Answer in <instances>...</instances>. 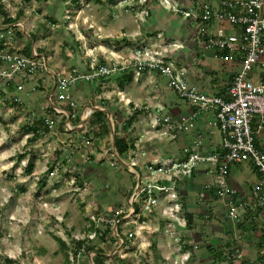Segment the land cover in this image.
Returning <instances> with one entry per match:
<instances>
[{
    "label": "built area",
    "instance_id": "obj_1",
    "mask_svg": "<svg viewBox=\"0 0 264 264\" xmlns=\"http://www.w3.org/2000/svg\"><path fill=\"white\" fill-rule=\"evenodd\" d=\"M1 1L7 7L10 5L9 0ZM177 10L194 22L193 38L198 46L212 50L215 57L238 66L223 93L210 92L190 82L182 65L167 59L166 54L160 51L147 49V45L142 43L136 46L135 54L128 61H106L95 54H88L84 62L86 68L71 66L56 72L54 92L47 96L49 103L42 106L41 115H34L30 101L21 97L20 93L30 96L37 90L38 83L26 89L24 81L33 79L44 68L43 61L34 55H24L22 47L16 45L13 27L19 26V22L0 26V80L3 81L0 86L5 90H13L4 99L22 105L32 113L33 120L43 116L47 130L41 132L38 140L43 136L57 135L60 122L65 130L72 127L70 120L77 117L78 101L73 94L77 83L108 78L128 67L136 72H154L163 76L167 89L174 91L189 106V114L181 117L178 123L173 122L168 114L162 117L153 115L151 130H148L162 135L168 133L171 137L177 132L192 130L190 144L170 155L150 156L142 149L141 155H138L140 164L135 160L136 157L131 156L132 148L128 149V163L135 167L136 172L133 187L128 190V200L123 206L121 203L116 206L114 224L113 216L102 218L97 215L92 218L94 222L101 220L109 224L110 232L106 231V226L103 229L105 237L108 236L109 240L113 237L116 243L122 240L119 228L127 227L124 235L128 239L134 238L138 231L144 229L148 213L160 201L166 199L167 203L180 209L182 205L177 201L178 183L192 180L201 164L206 165L210 180L200 186L197 194L200 201L210 195L219 198L225 206V217L231 221L237 220L248 208L264 210V150L254 142L255 136L264 127V0H219L217 6L203 4L201 7ZM15 78H18L16 82ZM207 112L213 114L210 124L217 127L220 135L214 147L206 146L197 126V119ZM161 126L166 129L160 131ZM127 140L129 143V136ZM85 144L89 147L88 152L96 156L97 147H92L94 145L89 138ZM110 157V166L117 167L120 162L114 154H110ZM244 163H251L259 176L247 192L240 193L229 184L228 177L230 166ZM60 165L56 162L49 175L60 176ZM139 166L145 168V173L139 172ZM135 201H139L138 206ZM90 238L88 236L86 241ZM106 240L104 238L103 241ZM176 241L181 245L179 237H176ZM116 253L119 251L116 250ZM229 258L232 261L237 259V264H242L240 253L235 252Z\"/></svg>",
    "mask_w": 264,
    "mask_h": 264
},
{
    "label": "crops",
    "instance_id": "obj_2",
    "mask_svg": "<svg viewBox=\"0 0 264 264\" xmlns=\"http://www.w3.org/2000/svg\"><path fill=\"white\" fill-rule=\"evenodd\" d=\"M15 1L17 0H11V3L13 4ZM218 1L219 0H179L183 9L201 7L203 4L217 6ZM36 2H38V0H18L20 9H16L17 12L14 14L9 11V6L5 7L11 16L19 17L16 22H19L23 36L15 40L16 45L23 48L26 40H30L31 56L34 55L42 59L44 64L43 70L38 71L33 79H27L24 81L26 89H29L33 84L38 83L37 90L32 92L30 96H25L31 104L34 103L36 105H33L34 107L31 109H35L37 112H41L42 106L45 103H49L47 96L54 92V76L56 72L64 71L71 66H78L81 69L86 68L84 62L87 60L86 58L88 54H95L106 61H128L131 56L128 52V48L134 46L136 43L146 44L147 49L151 51H161V39L158 40L159 37H156L155 39V34L157 35L158 30L162 29L169 33H175L177 31L176 28L170 26V22H168V26L166 25L167 21L163 17L170 10H168V8L162 3H159L152 7L155 14L160 15V18L155 20L157 21V30L153 35H151V31L145 30L146 27L144 24L139 23L137 19L136 21H131L130 24L127 22V27L123 30V25H121L123 24L122 18L127 17L128 15H125V12L119 11L114 17H111V21L114 20L115 24L118 26L112 25L111 23L106 29L108 33L116 32L114 41H112L114 44L109 45V39L107 38L104 43L99 41L98 45L88 44V46L84 45L83 42L81 43L78 38H75L76 42H71L69 40L68 42L66 39L67 42L62 45L65 50L62 51L60 48H57V46H49L48 42L44 43L43 40H48L49 38L42 37L43 34L39 32V28L37 29L35 27L34 29V26L27 25L24 22L30 18L32 12L36 13V10H34ZM49 7L50 5L47 6V8ZM39 9H41V11ZM38 11L42 13V8H38ZM53 11L50 13L53 14ZM38 16L40 17L41 15L39 14ZM99 16L102 17L101 14H99ZM39 17L36 19L38 20ZM33 32L39 34L38 37L35 36ZM30 33L33 35V38L30 36ZM167 40L166 47L170 48L171 45L169 42H173L175 39L168 37ZM179 45L181 46L176 48L177 53L180 55L178 61H180L179 64L186 69L188 80L197 84L204 90L223 93L227 85L230 83L233 74L238 69V66L235 63L225 62L215 57L212 50L198 46L195 43V40L187 42L186 40L181 39ZM158 78H161V76L154 72H136L131 67H128L113 77L110 76L95 81H81L77 83L73 89V94L78 101L77 117L70 120V124L72 123L71 128L66 129L64 132H60L59 130L56 137L50 136V138L54 137V139H56L53 145H62L63 147V150H56V147L53 148L54 151L50 157L52 158L51 161L55 160V163L58 162L61 164L60 167L63 168L67 163L63 160L65 157H69L70 155L75 157V152L79 153V151L82 152L83 150L84 154L79 153V155H83L82 157L85 160L95 161L97 163V159H99L101 162L97 165H102L103 162H108L111 159L110 154H114L116 160L120 163L117 167L113 168L120 170L121 173L122 170L126 169L134 175L133 179H135V167L129 166V157L126 156L122 158L116 151L115 134L120 131V126L123 125V119H116V111L120 110L121 112L122 110H125L130 103H134L136 106L133 105L139 109L137 106L138 102L142 104L147 102V107L157 104L158 108H162V106L167 108V114L171 116L173 122H178L181 117L188 115L190 112V108L185 102L177 103L175 100L169 102L164 100L161 101L162 97L159 96L160 89L159 86H157ZM17 80L18 78H15V82ZM129 80L133 81L134 85L131 86L132 88L130 87V89H125L124 91L123 84L127 83ZM138 80L153 85L155 87L153 93H147L146 89L143 88L145 85H142L143 87H136V82ZM120 81L123 82L120 83ZM108 86L111 87L110 91H113L115 95H117V100L114 95V98L111 97V92L106 91L105 88ZM135 90H137L138 93L139 91L146 92L144 94L145 98L143 99L139 97L138 94L136 95L134 93ZM98 93L101 94L99 95ZM96 98H98V100ZM6 104L9 108L14 110L23 109L28 111L27 109H24L22 105L14 107L12 101L9 99ZM110 104H112L111 107L109 106ZM94 111L103 112L108 124V133L97 137H94L93 133H90L91 125L88 124L89 117ZM208 114L209 113L207 112L197 119V126L204 137L206 146L214 147L215 145L211 139L212 132L208 126L213 114L211 112L209 115ZM118 116L121 117V115ZM32 120L33 118L26 123L28 124ZM115 126L118 128L115 129ZM133 126L134 123L130 125V128H133ZM130 128L129 131H127V134L128 132H131ZM148 131V129L145 130V134ZM29 135H31V133H29ZM139 135L140 133L138 132L133 136L128 135L129 138H132L130 140V142L133 143L131 150H133L132 154L134 158H137H135L136 161L141 160L138 155L139 151L142 149L146 151V155L151 154L150 156L170 155L176 153L183 146L191 143L193 131L188 130L177 132L174 137H171L170 134V139L175 141V147L166 145V147L161 150L156 146L147 143V141ZM148 137L146 138L147 140ZM45 138L46 136H43L41 141L43 142ZM88 138L94 145L92 147H97L96 156H93L92 153L88 152L89 147L85 144ZM254 142L258 148L264 150V127L255 136ZM46 143L49 145V141ZM79 148L81 150H78ZM90 157H93V159ZM75 159L77 158H74V160ZM51 161H48L47 163L49 164ZM94 163H91L90 166H94ZM138 163L140 164L141 162ZM102 168L103 165L101 166V169ZM206 168V165H199L192 176V180H189V183H186L184 187L183 185L178 187L177 201L181 203L182 207L180 209L182 210L175 208L171 203H167V200L164 199L155 205L148 213L146 217V227L138 231L134 238L128 239L125 237L124 231L127 227L119 228L118 233L122 240H117L115 249L118 250L120 254H115V264H124L125 262L130 263L131 258L128 261L126 256H135L136 259L139 260L135 261L134 264H237V259L232 261L229 258V256L235 252L241 254L242 264H264V210L261 208L257 210H251L248 208L241 213L237 220L231 221L225 217V206L223 201L219 198L210 195L204 198L203 201H200L198 197H192L191 194L198 193L200 186L210 180V174ZM229 171L228 182L231 186L237 188L240 193L247 192L259 176V172L251 163L232 165L230 166ZM114 177L115 179L118 178L117 176ZM125 192L127 191H124V193ZM185 208L188 212L184 211ZM182 213H184V215ZM195 214L203 215V223L209 228L208 233H202L201 237L196 236V233L200 232L198 229H192L195 223ZM188 225L190 229L188 228ZM156 232L163 236V244L159 242ZM176 237H179L181 245L177 243ZM109 241L111 240L101 241L99 244V248L103 255L109 256V252L105 249L106 244H109ZM95 254L94 251V255Z\"/></svg>",
    "mask_w": 264,
    "mask_h": 264
},
{
    "label": "rangeland",
    "instance_id": "obj_3",
    "mask_svg": "<svg viewBox=\"0 0 264 264\" xmlns=\"http://www.w3.org/2000/svg\"><path fill=\"white\" fill-rule=\"evenodd\" d=\"M162 1L38 0L34 9L36 13L32 12L30 18L26 20L27 22H24L27 25L34 26V29L35 27L39 28V32L43 34L42 37L49 38L48 40H43L44 43L48 42L49 46H57L62 51L65 50L62 45L68 40L76 42L75 38H78L81 43L83 42L87 46L88 44L98 45L99 41L104 43L107 39H109V45H112L114 44L112 41H114L116 32L108 33L106 30L111 23L116 25L114 20L111 21V17H114L119 11L125 12V15L128 16L122 18L123 24L121 25H123V30L124 28L126 29L128 23L130 24L131 21H136L137 19L139 23L144 24L145 30L151 31V35H153L157 30V21L155 20L160 18V15H156L152 7L163 3ZM166 1L163 5L170 11L163 18L167 21V26L168 22H170V26L176 28L177 31L169 33L162 29L158 30L157 35L155 34V39L156 37H159L158 40L161 39L160 45H162V48L160 47V52H164L167 59L175 60L179 64L180 55L177 53L176 48L181 46L179 45L181 39L187 42L194 40L192 35L194 22L185 17L179 10L176 11L178 8H183L179 0ZM9 2V11L12 14L17 12L16 9H20L18 0L13 4L11 0ZM48 5H50L49 8H47ZM38 8H42V13L38 11ZM51 11H53L52 15L55 18L53 24L48 23V18L45 17V13H50ZM39 14L41 15L40 17L38 16ZM37 17H39L38 20L36 19ZM33 34L37 37L39 35L34 32ZM168 37L175 39L173 42H169L170 48L166 47ZM140 45L142 43H136L128 48V52L131 54L128 60L135 54L134 49L136 46ZM114 75L116 74L111 75V77ZM2 82L0 80V84H3ZM157 83L160 89L159 96L162 97L161 101L169 102L175 100L177 103H183L174 91L167 89L166 79L163 76L158 78ZM132 85H134V82L131 80L123 84L124 91L125 89H130ZM142 85H145V87ZM137 86H142L150 94L155 90L153 85L140 82V80L136 82ZM105 89L107 92H111L110 86ZM0 90L3 93H0V264H95L94 251L89 250L88 247L91 245L99 247L101 243L100 234H98L99 230L101 232L106 226V231L110 232V227L107 222L101 220L94 222L92 218L97 215L102 218L113 216L114 224L115 212L118 209L116 205L118 206L121 202L123 206L125 201L128 200V190L133 187L134 175L126 169L122 170L121 173L120 170L111 167L109 162H103V168L101 169L102 165H97L99 162L96 163L94 161V163L93 161L85 160L82 157L83 155L80 156L79 153L84 154L82 150L79 153L75 152V157L72 155L66 157L67 163L62 168L60 176L56 177L48 174L44 185L41 181H43V176L48 166L47 162L52 159L50 157L54 151L53 148L56 147V150H63V147L62 145H53L56 135L53 138L46 136L43 142L37 140L36 143H26L30 135L25 133L23 124L32 119V113L23 109L14 110L9 108L3 102V99L7 97L5 95H9L13 90H5L2 87H0ZM146 92L139 91V94L137 90L134 91L136 95L138 94L143 99ZM98 94L100 95L101 93ZM111 94V97L114 98L115 96L116 100L118 99L113 91ZM20 96L27 99L22 93H20ZM96 99L98 100V98ZM138 103L137 106L140 110L132 122L135 127H129L131 132H128V135L133 136L138 132L140 133L139 136L144 138L147 143L156 146L160 150L165 148L166 145L175 147V141L170 139L168 133L162 135L161 133L158 134V132L150 133L148 131L145 134V130H151L152 121L150 120L152 116L162 117L168 113V109L162 106V108L157 110V104L148 106V108L146 106L147 102L144 104ZM33 105L36 106L33 103L30 104V108L34 107ZM132 110V107L128 105L125 110H122L123 112L121 111L122 113L117 114L115 117L116 119H124L126 114L128 116ZM33 112L34 115L42 114V110L37 112L34 109ZM208 113L210 114V112ZM118 115H121V117ZM211 118L208 126L212 132L211 139L214 145L217 146L220 135L217 127L210 124L213 120V115ZM175 123L178 122L176 121ZM165 129V126L160 127V131ZM147 137L148 140L146 139ZM130 139L132 138L130 137ZM48 141L49 145L46 143ZM78 150L81 149L79 148ZM140 153L141 151H139V155H141ZM19 156L22 157L20 158ZM73 157L77 159L74 160ZM28 160L33 163L30 171L26 170ZM91 163L95 165L90 166ZM129 166L132 167L131 164ZM80 167L82 168L81 170L79 169ZM138 169L141 174L145 173L143 166H139ZM79 173L82 175L80 182L77 181ZM114 176L118 178L115 179ZM168 183L170 184L171 182ZM186 183H189V181L179 182L178 187L182 185L184 187ZM124 191H127L125 192L126 194ZM197 194L193 193L191 195L197 198ZM135 204L138 206L139 201H135ZM184 211L188 212L186 208ZM202 216L199 214L194 215L195 223L192 229L195 230L196 228L200 231L196 233L198 237H201L202 233H208L209 230L203 223ZM92 225L93 227L97 226L98 231L97 229H95V232L92 229L90 230L89 228ZM156 235L159 242L163 244V236L158 234V232H156ZM55 236L61 238L66 248L62 247L63 245ZM88 236H91V238L87 241L85 240L76 250L74 241L88 238ZM104 238L109 240L108 236ZM116 245L117 243L113 237L109 244H106L105 249L109 252V256L103 255L104 264H115V259L113 257L110 259V257L117 255ZM126 257L128 261L131 258V261L124 264H134L135 261H139L135 256Z\"/></svg>",
    "mask_w": 264,
    "mask_h": 264
},
{
    "label": "trees",
    "instance_id": "obj_4",
    "mask_svg": "<svg viewBox=\"0 0 264 264\" xmlns=\"http://www.w3.org/2000/svg\"><path fill=\"white\" fill-rule=\"evenodd\" d=\"M5 6H6V4L0 0V25H10L19 19V17H17V16H11ZM39 10L41 11V9H39ZM45 17L48 18V22L54 23L55 18L53 17V15L51 13H46ZM13 29H14V36H15L16 40H17V38L19 39L20 37L23 36L20 26H14ZM30 36L33 38V35L31 33H30ZM30 44H31V41L27 39L26 42L24 43L22 50H21V52L26 56H31V45ZM119 73H117V74H119ZM123 81H126V80H123ZM123 81H120V83H122ZM1 91L2 90H0V93L3 94ZM3 101H5V103L8 102V98H5ZM12 105L14 107L18 106V104L15 105L14 102H12ZM111 105L112 104H110L109 106L111 107ZM129 105L132 107L133 110L131 111L130 114H128V116L126 114V117L122 120L123 125L120 126V129H119L120 131L115 134L116 151L122 158L126 157L128 149L130 147H133L132 142L128 143L127 131H129L130 125L132 124L133 120L135 119V116L139 113V110H140V109H137L132 103H130ZM116 113L120 114L122 112H120V110H117ZM88 124L91 125L90 133H93L94 137L108 133V124H107V121L105 119L104 113L101 111H94L92 113V115L89 117ZM59 128H60V131H62V132L65 131L62 122H60ZM116 128H118V127L115 126V129ZM23 129H24L25 133H31L29 138H27V140H26V143L29 144V143H33V142L36 143V141L42 135L41 132L47 130V126L44 124L43 116H38V117L34 118L32 123L23 124ZM19 157L21 158L22 156H19ZM90 158L93 159V157H90ZM63 160H65V162H66V157ZM98 162H101V161H98ZM32 167H33L32 161L28 160L27 164H26V170L30 171L32 169ZM54 167H55V161L49 162L47 169L45 171V175L43 176L44 177L43 181H41V182H43L44 185H45V180L48 177L49 172ZM79 169L81 170L82 168L80 167ZM80 173H79L78 178H77L78 182H80L81 176H82ZM89 229L90 230L92 229L94 231H95V229H97V231H98V228L93 227V225ZM104 231L105 230L100 232V230H99V232H98V234H100L101 241H103L104 237H105ZM55 237L63 245L62 247L66 248V246H65L64 242L61 240V238L58 236H55ZM85 240H86V238L74 241L76 250L79 248V246L83 242H85ZM88 248H89V250L95 251V253H96L94 255V263L95 264H104V262H103L104 257H103V254L101 253L102 251L100 250V248L97 247L96 245H91ZM66 256H67V254H66ZM112 257H113V259H115V256H111L110 259H112Z\"/></svg>",
    "mask_w": 264,
    "mask_h": 264
},
{
    "label": "water",
    "instance_id": "obj_5",
    "mask_svg": "<svg viewBox=\"0 0 264 264\" xmlns=\"http://www.w3.org/2000/svg\"><path fill=\"white\" fill-rule=\"evenodd\" d=\"M120 161V160H119Z\"/></svg>",
    "mask_w": 264,
    "mask_h": 264
}]
</instances>
